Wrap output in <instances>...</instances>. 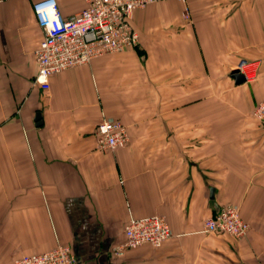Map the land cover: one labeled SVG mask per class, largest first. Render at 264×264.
<instances>
[{
    "label": "crops",
    "instance_id": "obj_1",
    "mask_svg": "<svg viewBox=\"0 0 264 264\" xmlns=\"http://www.w3.org/2000/svg\"><path fill=\"white\" fill-rule=\"evenodd\" d=\"M36 1L0 2V264L60 244L76 264H264V0H157L134 11L137 46L47 90ZM58 3L64 17L87 6ZM241 60L258 62L255 81L236 84ZM104 119L126 126L124 147L98 148ZM226 205L244 237L204 230ZM154 214L172 236L119 249L129 220Z\"/></svg>",
    "mask_w": 264,
    "mask_h": 264
},
{
    "label": "built area",
    "instance_id": "obj_2",
    "mask_svg": "<svg viewBox=\"0 0 264 264\" xmlns=\"http://www.w3.org/2000/svg\"><path fill=\"white\" fill-rule=\"evenodd\" d=\"M2 0H0L1 2ZM157 0H87V6L71 17H64L58 0H38L33 10L44 36L36 50L38 72L34 82L42 89L50 87V77L66 69L91 63L104 55L121 52L139 44V34L133 26L134 11ZM247 82L258 77L256 61L241 60L236 66ZM253 117L264 124V98L257 104ZM98 148L112 151L129 141L126 126L118 120L104 119L96 132ZM250 224L234 205L221 207L205 220L208 233L222 232L236 238L244 237ZM172 236V229L163 215L132 217L125 226V241L119 249L136 248L144 244L162 246ZM71 244H60L41 252L25 254L15 264H76Z\"/></svg>",
    "mask_w": 264,
    "mask_h": 264
},
{
    "label": "water",
    "instance_id": "obj_3",
    "mask_svg": "<svg viewBox=\"0 0 264 264\" xmlns=\"http://www.w3.org/2000/svg\"><path fill=\"white\" fill-rule=\"evenodd\" d=\"M232 76L235 79L236 84H242V83L246 82L245 76L241 72H239V70H237V69H235L232 72ZM40 118H41V113L38 112L37 116H36V119H35L36 121H38V124L41 123L40 122Z\"/></svg>",
    "mask_w": 264,
    "mask_h": 264
}]
</instances>
